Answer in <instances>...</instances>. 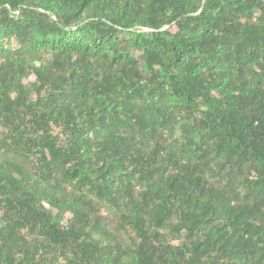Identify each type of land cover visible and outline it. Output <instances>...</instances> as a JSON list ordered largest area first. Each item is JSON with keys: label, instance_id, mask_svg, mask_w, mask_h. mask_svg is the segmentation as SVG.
Returning a JSON list of instances; mask_svg holds the SVG:
<instances>
[{"label": "trees", "instance_id": "1", "mask_svg": "<svg viewBox=\"0 0 264 264\" xmlns=\"http://www.w3.org/2000/svg\"><path fill=\"white\" fill-rule=\"evenodd\" d=\"M0 264H264V0H0Z\"/></svg>", "mask_w": 264, "mask_h": 264}]
</instances>
